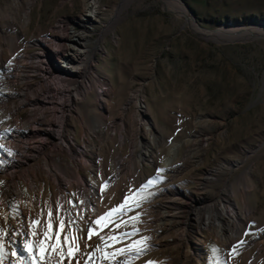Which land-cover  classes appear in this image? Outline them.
<instances>
[{"label": "rangeland", "instance_id": "rangeland-1", "mask_svg": "<svg viewBox=\"0 0 264 264\" xmlns=\"http://www.w3.org/2000/svg\"><path fill=\"white\" fill-rule=\"evenodd\" d=\"M97 1L98 10L88 19V0H0V48L4 60L12 61L7 71L0 68V89L4 81L13 87L0 102L10 129L1 149L13 153L12 162H24L16 178L25 196L22 202L11 192L0 200L4 227L12 233L19 229L15 210L24 215V230L31 231L29 220L39 218L42 232L51 206L53 230H58L56 202L67 209L72 201L75 214L89 187L107 181L109 189L99 197L101 215L164 169L139 207L121 217L128 224L115 230L139 231L109 251L146 236L145 255L121 260L209 264L214 245L223 264H264V232L259 231L264 228V31L259 30L264 0H180L198 28L167 8L165 0ZM208 31H220L223 39L247 36L223 42ZM73 32L86 34L83 51L75 56L80 73L62 81L58 74L69 68L65 53L74 51L65 43ZM75 87L79 98L65 110L63 100ZM26 127L31 130L22 131ZM148 148L154 162L145 155L141 166ZM46 163L56 170L58 184ZM75 172L80 180L72 177ZM7 177L0 173L1 188ZM40 193L32 208L26 200ZM219 200L246 211L240 218L243 233L224 242L205 227ZM77 223L87 228L84 221ZM68 231L66 224L61 238ZM74 234L83 237L82 251L86 244L100 243L96 235L89 240L86 231Z\"/></svg>", "mask_w": 264, "mask_h": 264}, {"label": "snow or ice", "instance_id": "snow-or-ice-1", "mask_svg": "<svg viewBox=\"0 0 264 264\" xmlns=\"http://www.w3.org/2000/svg\"><path fill=\"white\" fill-rule=\"evenodd\" d=\"M11 63L12 61H9V64ZM7 131L8 129L4 130V132ZM3 135L4 133L0 132V137ZM2 147L4 146L0 144V148ZM8 151L10 152V150ZM163 171L164 169H158L156 175H153L145 182L141 183L138 188L134 190L130 188L123 196L120 204L109 208L94 220H86L79 210L73 214V209H76L77 206L69 200L67 203L71 207L67 209L64 208V205L60 204L59 201L55 204L59 216L58 230H53L54 217L51 206L48 207L47 226L42 232H39L37 229L39 218L30 219L29 226L31 231H24L23 233H12L10 228L0 226V264H3L5 259L6 239L7 244H13L16 236L19 235L24 236V239L21 241V246L27 255H22L17 247H12L9 255L14 256L16 259L12 260L10 264H64L65 259L68 260L69 264H72L74 258H76V264H80L81 259L84 260V264H96L97 261H99L100 264H104L105 261H107L108 264H128L127 259L121 260L118 259V257L134 254L135 257L138 258L141 255H145L150 247L146 243L150 237L146 236L139 240H132L124 247L114 248L111 251L108 249L112 248L114 244L120 243L124 239L135 235L136 232L139 231V229L135 227H133L131 232L123 231L117 233L115 230L128 224L129 221L122 220L121 217L127 211H130L133 206L139 207L141 199H146L142 194L146 189L163 179V177L159 175V173ZM107 186L108 182L105 181L104 185L101 186V193L104 192ZM72 195L75 194L73 193ZM148 195H153V193H148ZM84 203L85 201H80V204ZM93 211H95V209H93ZM42 215L43 210L41 211V216ZM139 215L140 214L137 213V216L131 217L130 219L132 221H137ZM78 220L84 221L87 228L81 229L79 223H77ZM115 221L119 222L116 223ZM66 224L71 228V231L66 232L63 238H61V234L65 232ZM109 224H114L113 229L107 234H100V230L107 227ZM22 227L24 226L22 225ZM82 231L87 232L89 240H91L94 235L98 236L100 243H97L95 246L86 244L85 250L82 251L79 242L83 237L74 234ZM259 231L264 232V228H261ZM247 234L248 233H245V235ZM240 243L243 244L244 241H240ZM88 248H92V251H87ZM211 251L213 256L209 258V264H223L217 256L219 249L213 245ZM235 251L236 245H233V252ZM97 253H99V255H97ZM146 264H157V262L149 260L146 261Z\"/></svg>", "mask_w": 264, "mask_h": 264}, {"label": "bare ground", "instance_id": "bare-ground-1", "mask_svg": "<svg viewBox=\"0 0 264 264\" xmlns=\"http://www.w3.org/2000/svg\"><path fill=\"white\" fill-rule=\"evenodd\" d=\"M165 2H168L167 5L169 7H167V8L173 9V10L179 11L180 13L185 14L188 17V19H189V21L191 23H193V24L195 23L194 18L192 16L193 13L186 6V4L183 5V3L180 0H165ZM98 7H99V5H98V1L97 0H88L87 13H85L86 17L88 18V17L95 16V14H96V12L98 10ZM86 17H84V18H86ZM194 25H195V27L198 28V26H196V24H194ZM256 26H258V24H256V25H250V26H247L246 28L249 29V30H251L250 28L256 27ZM260 26H261V28L259 27V30L260 31L261 30L264 31V25L263 24H260ZM201 28L204 31H207V29H205L203 27H201ZM230 30H226V31L231 32ZM249 30H248V32H249ZM207 33L210 34V35H213L215 37L221 38L220 37V33H221L220 31H208ZM251 33H252V31H251ZM245 36H247V35L244 34V36H242V37H245ZM85 38H86V34L85 33L80 34V33L73 32L72 33V36L70 37V42H67V43L62 42V43H60V46H63L64 43L67 44L70 47L71 50L73 49L74 52L65 53V55H66L65 57L67 58V60L69 62V66L66 65V64H63V65H66V67H69V68H65L66 69V72L65 73H62L61 74L59 72L60 74H58L59 75L58 78H60V77H67L68 75H75V74L78 75L80 73V67L81 66H80L79 61H77L75 59V56L76 55H80V52L83 51V46L85 44ZM234 38H240V37H234ZM8 62L6 60H4L3 55L1 53V48H0V68H3L4 71H7L8 70V67H9ZM76 62H78V63H76ZM4 78L2 77L1 80H3ZM60 79L62 81L64 80L63 78H60ZM84 84L85 83H83V85L81 87L83 90H84V88L87 87V86L85 87ZM76 88L77 87L74 88L75 89L74 91L69 90L68 95H67L68 96L67 102L63 100V104L62 105L64 106L66 104L65 105L66 106L65 110L70 107V105L72 104L73 100L74 101H75V99L78 100L79 97H77L75 95L77 93L76 91H78ZM12 90H13V87L11 86V84H8V83H6L4 81L3 84H2V86H1V89H0V102L2 104H4L6 102V99L10 95V93L12 92ZM87 90H88V88L86 90H84V91L86 92ZM25 93H26V91H24L22 93V97L19 98L18 105L23 104V102H24V96H25L24 94ZM103 97H104V95H103ZM7 115L5 113L4 114H0V121H2V122H0V132H3L4 135L6 134V132H4L5 129H8L10 131V129L8 128L9 127V122L7 121L8 120V116ZM147 128H149V127H147ZM29 130H31V128L26 127L22 131H25L26 132V131H29ZM57 134H58V137H60V135H61V129L58 130ZM4 135L2 137H0V144H2V142H3ZM24 147H25V145H20V151L21 152H23L25 150ZM85 150L86 149L84 148L83 150H81V152L82 151L84 152ZM145 155H147V157L149 155H151L150 158L154 162V158L155 157L152 154V149L151 148H148V149L145 150L144 154L142 155V157L140 159V163L139 164L141 166H143L144 159L147 158V157H145ZM12 158H13V153L9 154V153H6V152H2V149L0 148V159H3L4 161H6V163H3V162L0 161V173L2 175H6V177L8 176L7 177L8 179L2 185V188L0 186V200L3 197H5V198L7 197L8 198L9 194L12 192L13 194H15V196L18 197V200L19 201H22L23 202L25 200V196H24V194L22 192V189H21V186H20V182L17 179L18 177L16 178V173H18L16 171H17V168L18 167L20 168L23 165L24 162L21 161V160L20 161L14 160V162H12L11 161ZM34 160H36V158H34ZM169 163H170L169 160L168 161H165L164 164H163V167H166L167 165H169ZM45 168L49 172L50 171L52 172V175L54 177V180H55L56 184H58V178L56 176L57 175L56 170H54L50 166L49 163H46L45 164ZM34 172H35V169H34ZM25 176H24V178H25ZM72 177L74 179H76V180H80L81 175L79 174V172H75V173L72 174ZM26 179H27V177H26ZM30 184L32 186L35 185V181H34L33 177L30 178ZM71 184H72V181L65 182V185H71ZM100 189H101V186H98L96 184L91 185L89 187L86 195L84 196L83 201H85V203L84 204H81V206L78 208V210L81 212V214L85 217L86 220L88 218H91V217H93V218L94 217H97L102 212L101 211V205L102 204H101V201H100L99 197H101V195H104L107 192V190L109 189V186H107L105 188V190H104L103 193H101ZM41 197L42 196H41V193H40L39 196H37V197L28 198V199L26 198L27 199L26 201H28V203L30 204V206H32V208H34V205L35 204L37 205V203L39 202V200H40ZM217 207H218L217 213H214L213 216L208 217V220H207V222L205 224V227L209 231L216 233L217 237L222 242H224L226 240H231V239H234V238L240 236L243 233V227H244L241 224V221H240L241 219L240 218L243 217L244 215H246V211H238L239 209L236 208V204H231L228 201H222V200H219L217 202ZM32 208H31V210H32ZM93 209H95V211H93ZM17 213L18 212H15V211L11 212V214L14 217L13 223L16 224L19 227V229H17V231L14 232V233H23L24 231H26V229L25 230L23 229L22 224H21L24 215L22 216L20 213H18V214ZM28 215H30V214H28ZM27 217H26V219H27ZM200 218L201 217L199 215H195V219H197V220L200 221ZM0 226L4 227L3 217L2 216H0ZM27 231H30V230L27 229ZM23 239H24V236L23 235L16 236V239H15V241H14L13 244H7V239H6V248L8 249L9 253L11 252L12 247H17L18 250L20 251V253L22 255H25L26 256L27 253H25L23 251V248L21 246V241ZM203 239H201V240H203ZM97 255H99V253ZM77 258H79V257H77ZM122 258H123V256L118 257V259H122ZM15 259L16 258L14 256H10V255L8 257L5 256V259L3 261V264H10V262L12 260H15ZM64 264H69V262H68L67 259H65ZM73 264H76V258L73 260ZM80 264H84V260L83 259L80 260ZM96 264H100V262L97 261ZM104 264H108V262L105 261Z\"/></svg>", "mask_w": 264, "mask_h": 264}, {"label": "water", "instance_id": "water-1", "mask_svg": "<svg viewBox=\"0 0 264 264\" xmlns=\"http://www.w3.org/2000/svg\"><path fill=\"white\" fill-rule=\"evenodd\" d=\"M161 2L163 3V0H161ZM184 16H185V15H184ZM185 17H186V20H187L188 17H187V16H185ZM187 22H188V20H187ZM248 26H249V25H248ZM205 29H207V30H211V29H209V28H205ZM197 32H199V31H197ZM199 33L205 35V33H203V32H199ZM241 39H243V37H240V38H228V39L220 38L219 40H220V41H223V42H227V41H238V40H241Z\"/></svg>", "mask_w": 264, "mask_h": 264}]
</instances>
